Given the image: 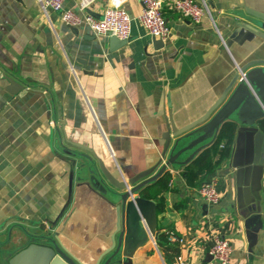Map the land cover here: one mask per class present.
I'll return each mask as SVG.
<instances>
[{
    "label": "crops",
    "instance_id": "1",
    "mask_svg": "<svg viewBox=\"0 0 264 264\" xmlns=\"http://www.w3.org/2000/svg\"><path fill=\"white\" fill-rule=\"evenodd\" d=\"M108 3L96 0L90 11L101 16ZM207 3L211 14L200 22L166 5L171 34L156 45L159 37L138 19L141 0L125 1L134 19L121 44L87 23L66 24L40 0H0V264L29 241L17 239L20 226L57 231L69 252L95 263L112 243L115 210L78 184L83 157L74 162L69 151L96 152L119 175L151 166L170 113L179 128L198 119L241 65L264 57V42L240 24L250 18L247 8L264 11V0ZM193 150L170 165L164 208L157 211L160 233L171 231L179 250L166 251L151 236L132 264H219L209 252L218 235L231 241L228 264H264V134L236 132L230 155L208 175L218 182L216 203L205 201L183 173ZM251 211L258 214L248 221Z\"/></svg>",
    "mask_w": 264,
    "mask_h": 264
},
{
    "label": "water",
    "instance_id": "2",
    "mask_svg": "<svg viewBox=\"0 0 264 264\" xmlns=\"http://www.w3.org/2000/svg\"><path fill=\"white\" fill-rule=\"evenodd\" d=\"M247 11L251 14L250 18L248 21H240V24L264 42V11L250 8H247ZM110 39L114 44H121L129 38L121 39L110 35ZM154 42L156 45L163 44L161 38H155ZM234 115L237 118H232ZM263 118L264 57H258L240 66L221 97L198 119L179 128L176 127L170 113L167 128L162 133L164 143L160 157L151 166L132 175H119L107 166L98 153L95 152L94 156H91L85 152L70 150L74 162L77 161V156L83 157L78 164V184L87 186L115 210L116 227L111 235L112 243L93 264H110L113 261L132 264V256L136 250L151 236L159 235L158 203L153 198L143 196L141 192L147 184L169 171L170 165L175 164L182 153L194 149L183 160L184 164L201 150L202 142L210 138L213 142L221 125L230 119L242 123L237 130L239 133L242 130H249L264 134L259 126ZM184 139H187V143L180 146ZM73 180L74 171L69 179V202L73 195ZM67 206L68 203L52 222L51 228L55 227ZM257 214V211H251L248 214V221ZM20 231L17 239L26 237L29 241L12 253L4 264H87L64 247L57 231L47 228L42 233H34L21 226ZM108 253L110 255L101 263L102 258ZM210 258H213L211 253Z\"/></svg>",
    "mask_w": 264,
    "mask_h": 264
},
{
    "label": "built area",
    "instance_id": "3",
    "mask_svg": "<svg viewBox=\"0 0 264 264\" xmlns=\"http://www.w3.org/2000/svg\"><path fill=\"white\" fill-rule=\"evenodd\" d=\"M65 0H40L44 7L51 6L60 11L62 20L70 25L77 26L87 23L97 34L115 35L127 39L131 35L134 16L125 6L126 0H108L101 16L90 11L96 0H79L76 7H65ZM142 10L138 19L146 31L154 37L166 38L171 34V26L164 13L166 5L171 6L180 15L200 22L203 17L211 14L207 0H141ZM200 195L209 203H216L221 195L215 177L207 178L198 188ZM182 240V238H180ZM232 244L224 235L216 236L209 252L219 264H228L232 255Z\"/></svg>",
    "mask_w": 264,
    "mask_h": 264
},
{
    "label": "trees",
    "instance_id": "4",
    "mask_svg": "<svg viewBox=\"0 0 264 264\" xmlns=\"http://www.w3.org/2000/svg\"><path fill=\"white\" fill-rule=\"evenodd\" d=\"M259 126L264 132V118L260 121ZM237 129L238 123L235 120H226L221 125L215 140L183 164V173L190 184L200 187L208 178L209 173L230 155ZM168 172L166 171L156 180L147 184L141 192L143 196L153 198L157 201V211L164 208V191L169 187L167 183ZM157 242L166 251L179 250V246L169 230L159 233Z\"/></svg>",
    "mask_w": 264,
    "mask_h": 264
}]
</instances>
